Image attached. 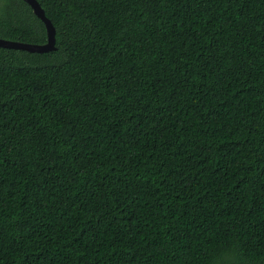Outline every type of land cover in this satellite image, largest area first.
I'll use <instances>...</instances> for the list:
<instances>
[{"label":"trees","instance_id":"obj_1","mask_svg":"<svg viewBox=\"0 0 264 264\" xmlns=\"http://www.w3.org/2000/svg\"><path fill=\"white\" fill-rule=\"evenodd\" d=\"M56 51L0 48V264H264V0H37ZM0 39L43 45L23 0Z\"/></svg>","mask_w":264,"mask_h":264},{"label":"water","instance_id":"obj_2","mask_svg":"<svg viewBox=\"0 0 264 264\" xmlns=\"http://www.w3.org/2000/svg\"><path fill=\"white\" fill-rule=\"evenodd\" d=\"M33 10L34 14L45 24L48 41L43 45L26 44L0 39V48L8 50H19L29 53L45 54L56 51V30L52 22L47 18L44 9L37 0H23Z\"/></svg>","mask_w":264,"mask_h":264}]
</instances>
